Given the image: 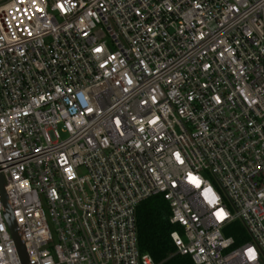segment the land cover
<instances>
[{"label":"built area","instance_id":"1","mask_svg":"<svg viewBox=\"0 0 264 264\" xmlns=\"http://www.w3.org/2000/svg\"><path fill=\"white\" fill-rule=\"evenodd\" d=\"M0 176L28 264H155L159 196L176 255L264 264V0L2 1Z\"/></svg>","mask_w":264,"mask_h":264},{"label":"trees","instance_id":"2","mask_svg":"<svg viewBox=\"0 0 264 264\" xmlns=\"http://www.w3.org/2000/svg\"><path fill=\"white\" fill-rule=\"evenodd\" d=\"M136 233L139 253L151 256L155 264H193L186 256H178L170 239L175 231L169 222V208L162 197L143 201L136 210ZM235 240V246L247 240L240 224L229 226L225 233Z\"/></svg>","mask_w":264,"mask_h":264},{"label":"water","instance_id":"3","mask_svg":"<svg viewBox=\"0 0 264 264\" xmlns=\"http://www.w3.org/2000/svg\"><path fill=\"white\" fill-rule=\"evenodd\" d=\"M4 0H0V3ZM4 182L3 179L0 176V198L4 207V214L3 217H5L6 223L8 225L9 231L11 233V236H13L15 240L16 245V251L17 255H19V259L21 261V264H28L27 256L25 255L24 247L20 241V237L17 235V227L14 221V218L12 217L11 210L7 201V198L4 196L3 192Z\"/></svg>","mask_w":264,"mask_h":264},{"label":"rangeland","instance_id":"4","mask_svg":"<svg viewBox=\"0 0 264 264\" xmlns=\"http://www.w3.org/2000/svg\"><path fill=\"white\" fill-rule=\"evenodd\" d=\"M62 138L64 137L63 135H60Z\"/></svg>","mask_w":264,"mask_h":264}]
</instances>
